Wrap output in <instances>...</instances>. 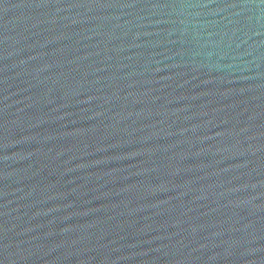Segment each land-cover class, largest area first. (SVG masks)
Returning a JSON list of instances; mask_svg holds the SVG:
<instances>
[{
    "label": "water",
    "instance_id": "water-1",
    "mask_svg": "<svg viewBox=\"0 0 264 264\" xmlns=\"http://www.w3.org/2000/svg\"><path fill=\"white\" fill-rule=\"evenodd\" d=\"M143 128L264 264L261 0H64Z\"/></svg>",
    "mask_w": 264,
    "mask_h": 264
},
{
    "label": "clouds",
    "instance_id": "clouds-1",
    "mask_svg": "<svg viewBox=\"0 0 264 264\" xmlns=\"http://www.w3.org/2000/svg\"><path fill=\"white\" fill-rule=\"evenodd\" d=\"M261 3L264 4V0H261Z\"/></svg>",
    "mask_w": 264,
    "mask_h": 264
}]
</instances>
